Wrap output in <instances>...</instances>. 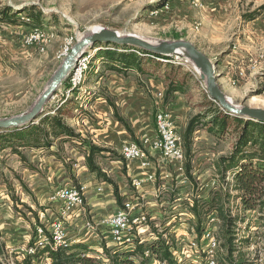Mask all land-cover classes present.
Here are the masks:
<instances>
[{
    "label": "rangeland",
    "instance_id": "obj_1",
    "mask_svg": "<svg viewBox=\"0 0 264 264\" xmlns=\"http://www.w3.org/2000/svg\"><path fill=\"white\" fill-rule=\"evenodd\" d=\"M106 1L0 0V10L9 9L10 13L16 16V21L18 20L17 25L0 23V119H8L28 112L69 54L73 45L81 38L88 36L93 27L113 30L122 35L133 34L149 41L178 40L174 39L178 36L179 39L197 44L200 50L205 53H213L218 50V47H211L209 42L202 40L203 37L198 29L201 27L200 13L205 11L206 7L209 9L218 8L220 0H202L201 8H196L191 0H186L185 11L181 16H185L184 20L186 21L191 19L189 26L192 30H189L188 26L181 29L175 28L178 22L177 13L176 10H173L171 2L168 0H151L153 4L151 3L146 8L144 6L148 0H123L117 6H114L115 0H112L113 4L111 7ZM224 1L228 4L230 10L238 9L241 17L249 15L260 8L264 9V0ZM28 13L39 16V21L45 31L44 37L36 43L26 42V38L33 28V25L29 27V25L26 26L27 24L22 23V21L29 23L27 21ZM236 43L234 37L231 38L226 45L225 51L235 50ZM108 48L112 49L113 47H102L103 50ZM99 50L98 48L88 49L83 55L84 62L81 80L73 91L74 93L77 94L82 91L96 92L97 90L103 93V88L107 87V79L112 70L108 69L110 65L107 62L108 58L101 55ZM224 55L219 57H223L224 60ZM146 58L152 60L148 61L146 59L143 61L142 67L146 75L152 73L155 77L157 76V79L161 80L167 73L175 74L178 79L188 75L187 83L183 91L179 93L189 107L187 123L190 119L202 114L209 108V102L212 101L208 98L204 88L205 85L199 74L190 63H186L184 60H175L174 57L155 58L148 56ZM145 73L139 74L141 81L138 82L146 91L151 87ZM223 78H220L219 82L224 83L225 79ZM67 79L64 80L55 95L50 99V101H53L51 104L52 108L48 109L45 107V115H59L57 109L54 108H56V104H60L61 101L59 100L62 95L65 97L64 91L68 87ZM240 82L236 81L235 78L228 80L230 86L233 87L239 86ZM163 84L166 86L165 82ZM221 88L226 92L225 95L233 104L264 108V95L261 94L260 88L242 100L233 99L228 93L227 86L223 87L221 85ZM253 97H257L260 102H253ZM83 99L85 98L83 97ZM154 115L155 113L153 118H151L152 127L155 126ZM59 116L63 123L69 126L71 123L69 119L65 115ZM206 119L209 118L201 119L200 124L197 125L192 135L190 158L193 160L195 157L196 159L213 157L214 159L217 158L216 161H218L220 157H225L232 151L235 135L232 133V127L228 128L226 134L221 137L213 135L208 130L211 124L204 125L205 121H207ZM40 120L29 127L38 125ZM183 129H179V131L183 133ZM11 133L14 132H0V203L3 204L5 202L8 204L11 202L12 217L13 219L15 216L19 217V221L23 226L22 228L18 226V228L23 230L26 236L27 234H31V236L28 241H26L23 234L24 239L22 238L18 241L7 239V228L10 226L7 219L11 218H7L9 213L5 212L6 207L4 206V211L2 212L4 218H2L3 222L0 223V264L20 263L21 260H16L15 257L20 256L21 251H25L29 243L34 242L36 229L39 227L44 228V226L48 227L49 223L56 218L58 219L57 216L50 213V209L46 208L45 203L41 202L42 195H40L36 187L41 183H47L48 191L51 190V186L54 187L50 181H47L48 171L47 167L44 168L48 162L54 161L51 158L52 156L62 163L65 169L67 167L75 169L73 165L77 162L72 156V149L77 151V148L82 147L79 136L75 139L77 144L69 142L66 137L59 139L49 137L51 142L49 147L22 146L23 138L10 137ZM12 149H16L25 156L26 164L21 161L19 155ZM184 154L186 157L185 149ZM27 164L30 167L26 166ZM30 179L32 181L29 182ZM202 181L206 184L211 183L209 176L202 178ZM74 182L72 181L73 184H75ZM66 183V181L61 179L59 187H65ZM193 184L195 185L194 181ZM29 185L32 186L29 187ZM31 189H34V192ZM50 193L53 195L54 190ZM226 205H228L230 213L235 210V202L234 204L229 203ZM29 209H31L33 214ZM35 215L38 220L35 219ZM244 218V223L241 221L236 223L235 236L239 240V244L237 243L239 245V255L249 264H253V259L259 254L264 258V212L249 217L247 214ZM221 224L222 222L220 221L214 226L216 238L222 230ZM25 225L28 227H25ZM66 226L70 242L72 245L76 244L73 243L74 238H72L74 229L68 224ZM152 228H154L153 225L150 226V231ZM246 240L248 241L247 245L241 242ZM101 243L103 244L104 241H101ZM197 243L200 244L201 242L198 240ZM11 244H15V246ZM97 246L100 248L101 245ZM137 246V244H134L133 248ZM14 248L16 250L10 252ZM16 252H20V254H15ZM224 255L225 252L222 250L217 254L218 264ZM133 257L142 263L140 251H136V255ZM42 261L44 260L42 259ZM183 264H193V259L184 260Z\"/></svg>",
    "mask_w": 264,
    "mask_h": 264
},
{
    "label": "crops",
    "instance_id": "obj_2",
    "mask_svg": "<svg viewBox=\"0 0 264 264\" xmlns=\"http://www.w3.org/2000/svg\"><path fill=\"white\" fill-rule=\"evenodd\" d=\"M122 1L115 0L114 6ZM168 1L171 2L173 10H176L177 13L178 22L175 28L181 29L188 26L189 30H192L189 26L191 19L186 21L184 20L185 16H181L185 11L187 1ZM220 1L218 8L209 9L206 7V10L200 13L201 27L198 29L203 37L202 40L209 42L211 47H218V50L213 53H205L200 50L197 44L191 43L209 59L217 62L216 75L218 76L217 83H219V86H227L228 93L233 99L242 100L260 88L262 76L264 75V10L254 18L247 20L241 17L238 9L230 10L224 0ZM106 2L110 7L113 4L112 0ZM151 3L153 4L151 0H148L144 8ZM233 37L237 42L236 48L233 51L226 52V45ZM221 55L225 56L224 60L223 57H219ZM221 59L222 61H220ZM240 69L244 71L245 78L241 80L239 86H230L228 80L236 78V74ZM139 74L144 73H139L136 70L122 73L110 71L107 87L103 88V93L97 90L96 92L82 91L77 94L73 92L68 97L62 95L59 100L61 101L60 104H56V108H54L57 109L59 115H65L69 119L71 122L69 126L79 135L82 147L77 148V151L72 149V156L77 162L73 165L75 169H65L62 163L57 161L55 157L50 156L54 161L48 162L44 168L47 167L48 171L47 181H50L54 187L51 186V190L48 191L47 183H41L36 188L42 195L41 202L45 203L46 208L50 209V213L58 218L62 216V203L52 201L50 192L53 190L55 192L60 188V180L66 181V186L73 184L72 181H75L83 189L86 204L85 213L83 215L64 216V223L74 229L73 243L89 246L92 254L97 257H102L101 249L97 245H100L102 240H108V230L104 228L102 221L114 215L120 206L115 199L113 187L87 169L85 155L88 153V145L105 149L95 155V161L102 172L117 186L122 204L130 202L133 205L135 216L146 215L152 222L156 229L155 233L149 231L146 227L143 230V240L147 243H154L159 234L163 239L176 241L180 245L190 239L199 238L200 236L195 231L196 216L192 211L193 206L197 205L203 215V224L205 216L211 212H205L208 211L209 207L207 201L214 193L225 192L228 184L232 182L230 173H227L230 180L225 181V183L219 182L214 167L217 158L214 159L213 157L200 159L195 157L193 160L190 158L191 167L188 174L185 169L186 157L182 167L179 163L167 161L152 153L149 154L151 166L147 169H142L138 161L129 163L122 161L120 148L124 143L135 142L141 144L145 140L153 141L156 138L155 126L152 127L151 125V118H153L156 111L168 110L171 112L174 124L181 135L183 133L179 129L184 128V132L187 126L189 107L186 105L184 98L176 92L173 99L169 103H165L163 99L166 89L163 84L164 81L157 79V76L155 77L152 73L149 75L145 73L151 87L145 91L139 85L138 81H141ZM220 78L225 79V82H219ZM222 91L226 94L224 90ZM160 93L163 95L162 98L158 96ZM107 99L113 102L117 115L125 120L130 131L115 118L114 110L108 104ZM252 101L255 103L260 102L257 97H253ZM52 102L51 100L47 103L46 107L48 109L52 108ZM69 142L77 144L76 141ZM234 142L235 137L232 147ZM150 174L154 176L153 181L147 180V176ZM206 176L210 177L211 183H203L202 178ZM134 180H140L141 186L136 188L133 185ZM213 182L215 184H212ZM31 186L29 185V187ZM31 191L34 192V189H31ZM236 194L237 192H229L230 196ZM135 195H138V200H135ZM233 201L235 202V210L232 213L228 209L227 211L231 214V217L236 219V223L240 221L244 223V217L247 214L249 217L261 213L256 210H244L239 198L231 199L229 203L234 204ZM4 206L6 207L5 212L9 213L7 218H11L7 219L10 225L7 228V239L18 241L23 238V234L26 241H28L31 234L26 236L24 231L18 228V226H21V228L23 226L19 221V217L15 216L13 219L11 202L8 204L5 202L0 203V223L3 222L2 218H4L2 216ZM226 208H228V205H226ZM216 214L218 222H220L217 211ZM87 224L92 229H89ZM25 227L28 226L25 225ZM134 243H123L120 246H115L111 242L106 244L115 252L123 253L133 251ZM15 244L11 245L15 246ZM14 250L16 248L11 249L10 252H14ZM15 254H20V252ZM24 257L25 253L21 251L20 256L15 258L22 261ZM133 260L135 263L140 262L135 257H133ZM146 264L156 263L150 260Z\"/></svg>",
    "mask_w": 264,
    "mask_h": 264
},
{
    "label": "trees",
    "instance_id": "obj_3",
    "mask_svg": "<svg viewBox=\"0 0 264 264\" xmlns=\"http://www.w3.org/2000/svg\"><path fill=\"white\" fill-rule=\"evenodd\" d=\"M263 10V8H260L249 15H245L244 18L247 20L252 19ZM27 16L29 23L22 21L23 24L42 28L39 16L32 15V13H28ZM15 17L16 16L12 15L7 8L0 10V23L17 25L18 20L16 21ZM174 39H179V37L176 36ZM112 47L115 50L108 48L106 50L100 49L99 51L101 55L108 58L107 62L110 63L108 69L117 73L127 72L129 70H136L139 73H145V70L142 68L143 61L146 59L152 61L151 59L146 58L148 56H146V53L144 52H140L141 55L139 56L134 52H130L128 47ZM116 63L118 64L116 65ZM187 76L188 75H184L182 79H178L175 74L170 73H167L164 76L162 80L166 83V89L163 96L165 103H169L176 92L180 93L183 91V88L187 83ZM107 102L113 108L115 118L122 123L128 131H130L125 120L117 115L113 102L109 99H107ZM202 118H209L206 119L207 121H205L204 125L207 126L208 124H211V127H209L208 130L213 135L221 137L226 134L230 127H232V133L235 135V142L231 153L225 157H220L214 164L219 182L225 183L227 173L231 174L232 182L228 184V188L225 192L213 194V196L207 201L209 206L207 209L208 211H205H217L222 222V230L217 238L220 242V250L224 251L225 255L220 259L219 264H249L241 255H239V245H237V243L239 244V240L235 236L236 219L231 217L228 213L226 204H229L231 199L239 198L244 210H256L258 212L264 211V124L246 121L238 117H231L224 114L219 109L218 105L209 102V108L202 114L190 119L182 134L183 145L187 154V161L185 162L187 174L191 167L190 147L192 144V135L195 132L197 125L200 124ZM9 136L18 139L23 138L24 142L22 146L49 147L51 145L49 137L55 139L66 137L67 140L74 142L79 135L76 134L71 127L63 123L59 115L49 116L44 113V117L40 120L38 125L15 131ZM104 150L105 149L94 145H88V153L85 155V165L89 172L95 173L98 178L109 183L113 187L117 204L122 208V199L120 198L117 186L105 173L102 172L101 168L95 161V155ZM14 152L17 153L21 161L26 164L27 160L25 156L16 149ZM26 166L30 167L28 164ZM74 183L75 186L80 188L76 182ZM230 191L237 192V194L230 196ZM29 210L33 214L31 209ZM192 211L196 216L195 231L197 235L200 236L203 227V215L200 213L197 205L193 206ZM35 219L38 220L36 215ZM152 230L154 231L155 229L152 228ZM241 242H244L245 245L248 244L247 240ZM101 245L103 254L107 258V263L101 259L98 260L88 257L82 258L80 254L88 252V246L83 244H73L66 249L59 248L53 250L48 246L42 249L37 248L34 255H25L24 259L18 264H44L42 259L46 258L50 260L49 264H143L141 262L135 263L134 260L131 259L132 256L136 255V251H140V246H137L135 250L131 252L112 253L106 248L104 243ZM31 246H33V243H29L28 247ZM170 250L171 247L167 244V241L163 239L160 234L157 235V240L152 244V251L155 258L162 264H177Z\"/></svg>",
    "mask_w": 264,
    "mask_h": 264
},
{
    "label": "built area",
    "instance_id": "obj_4",
    "mask_svg": "<svg viewBox=\"0 0 264 264\" xmlns=\"http://www.w3.org/2000/svg\"><path fill=\"white\" fill-rule=\"evenodd\" d=\"M193 6L196 8L202 7V0H191ZM29 22V19H27ZM45 31L43 28L33 27L30 30V34L26 38L27 43H36L44 37ZM140 55L138 51L134 52ZM175 60H183L178 56H173ZM84 58L80 59L76 65V68L68 80V87L64 91L65 97L71 95L75 88L80 84L82 66ZM186 62V61H185ZM187 63V62H186ZM245 78L244 71L238 70L236 74V81H241ZM261 94L264 95V75L262 76ZM162 98V93L158 95ZM156 138L153 141L145 140L141 144L135 142L124 143L120 148V157L123 162L129 163L138 161L142 169H147L151 166L149 154L159 155L162 159L167 161H173L179 163L182 167L185 161L184 145L182 135L178 132L173 116L168 110L156 111L154 115ZM147 180L153 181L154 176L152 174L147 176ZM230 180L227 176L226 181ZM212 184H215L214 182ZM133 185L137 188L141 186L140 180H134ZM138 195H135V200H138ZM52 201H58L62 203V216L49 223L48 227H39L36 229L34 236L33 246L27 247L24 251L25 255H34L37 248L42 249L46 246L53 250L59 248H68L72 245L67 234V227L64 223V218L74 215H83L85 213V198L83 189L70 184L56 190L51 196ZM133 205L130 202H124L122 208L120 207L117 212L105 218L102 221L104 228L108 230V240L104 241V244L110 252L115 253L113 249L107 246V242H111L115 246H120L123 243H134L140 246V252L142 254L141 261L146 264L150 260H153L156 264L160 263L154 256L152 251V244L143 240L144 228H150L152 222L146 215H134ZM65 216V217H64ZM218 222L216 211H211L205 216L201 235L199 238H193L186 243L180 245L176 241L166 240L167 244L171 247V253L177 264H183L184 260L190 258L193 259V264H218L217 254L220 250V242L214 234L215 225ZM89 229L92 227L87 224ZM150 231V229H149ZM151 231H153L151 229ZM155 233V230L153 231ZM107 234V233H106ZM201 243L198 244L197 241ZM102 244V243H101ZM100 244V245H101ZM133 244V245H134ZM102 246V245H101ZM100 246L102 257H97L92 254L89 248L88 252L81 253L82 258L88 257L92 259H101L107 263V258L103 254V250ZM135 249V248H134ZM133 249V251H134ZM133 257V256H132ZM132 259V258H131ZM44 264H49V259H44ZM253 264H264V258L259 254L253 259Z\"/></svg>",
    "mask_w": 264,
    "mask_h": 264
},
{
    "label": "water",
    "instance_id": "obj_5",
    "mask_svg": "<svg viewBox=\"0 0 264 264\" xmlns=\"http://www.w3.org/2000/svg\"><path fill=\"white\" fill-rule=\"evenodd\" d=\"M102 46L128 47L130 52H144L146 56L155 58L178 56L199 71L209 100L217 104L224 114L264 124L263 107L236 105L230 102L217 83V62L209 59L191 42L182 39L149 41L133 34L122 35L116 31L103 28L102 31L92 32L81 38L73 45L31 109L12 118L0 119V132L20 131L38 123L44 117L46 104L55 95L64 80L72 74L78 61L83 58L87 50L102 49ZM112 50L114 49L112 48Z\"/></svg>",
    "mask_w": 264,
    "mask_h": 264
},
{
    "label": "bare ground",
    "instance_id": "obj_6",
    "mask_svg": "<svg viewBox=\"0 0 264 264\" xmlns=\"http://www.w3.org/2000/svg\"><path fill=\"white\" fill-rule=\"evenodd\" d=\"M103 30V28H98V27H93L92 29H91V31H90V34L92 33V32H96V31H102ZM197 71V70H196ZM198 72V74H199V71H197ZM200 75V74H199Z\"/></svg>",
    "mask_w": 264,
    "mask_h": 264
}]
</instances>
